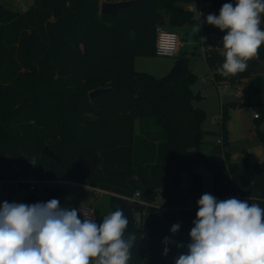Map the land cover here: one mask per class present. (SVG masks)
<instances>
[{
    "label": "trees",
    "instance_id": "1",
    "mask_svg": "<svg viewBox=\"0 0 264 264\" xmlns=\"http://www.w3.org/2000/svg\"><path fill=\"white\" fill-rule=\"evenodd\" d=\"M102 2L34 0L21 11L0 1V180L18 177L19 166L35 161L40 179L76 180L112 192L111 212L122 210L128 219L125 238L136 237L128 264H175L191 242L198 204H188V197L201 187L198 167L205 163L211 169L217 200L234 197L264 208V160L253 162L246 151L233 161L226 152L228 160L221 164L202 151L207 116L194 104L201 95L192 89L197 74L188 57L177 54L174 66L159 78L138 71L135 58L156 55L158 25L175 31L193 24L196 11L189 6L198 3L205 60L214 80H247L246 91L263 97L264 75L252 73L251 60L234 76L219 71L224 33L206 17L219 15L224 3L235 5V0H135L116 15L101 13ZM253 59L264 62V45ZM98 87L109 89L91 99L89 92ZM244 103L259 115L254 119L264 150V98ZM197 132L203 134L199 141ZM46 144L61 161L43 153ZM184 171L193 178L188 186L182 182ZM56 184L44 203L70 191V185ZM137 192L150 202L161 197L167 207L162 216L149 207V218L138 225L143 207L138 199H125ZM21 203L38 201L29 193ZM175 224L180 227L173 234Z\"/></svg>",
    "mask_w": 264,
    "mask_h": 264
},
{
    "label": "clouds",
    "instance_id": "2",
    "mask_svg": "<svg viewBox=\"0 0 264 264\" xmlns=\"http://www.w3.org/2000/svg\"><path fill=\"white\" fill-rule=\"evenodd\" d=\"M262 14L264 0H235V5L224 3L219 15H207L206 22L224 33L223 76L244 72L258 55L264 45ZM197 204L191 242L175 264H264V208L234 197L217 200L210 193ZM127 226L120 209L98 224L91 214L81 220L78 209L62 208L57 199L33 205L5 201L0 205V264H128L136 237L125 238ZM179 227L173 225L171 232Z\"/></svg>",
    "mask_w": 264,
    "mask_h": 264
},
{
    "label": "rangeland",
    "instance_id": "3",
    "mask_svg": "<svg viewBox=\"0 0 264 264\" xmlns=\"http://www.w3.org/2000/svg\"><path fill=\"white\" fill-rule=\"evenodd\" d=\"M3 4L14 10L27 9L34 0H0ZM104 1V0H102ZM198 5V3H194ZM200 25V30L198 31ZM181 35L182 49L180 55L189 58L193 71L197 74V80L193 85L195 92L200 91L201 97L195 100L194 104L203 107L206 111V120L203 127L207 129L204 133L201 149L205 155L212 159L213 157L221 158V164L225 163L229 155L230 160L240 161L243 159L245 152H249V157L253 162L264 160L263 145L257 135V123L254 119L252 105L247 102L253 98L263 99L262 95L252 96L246 91L247 81L238 82L237 88L233 84L215 85L213 81V72L210 71L208 63L205 60V50L201 40L203 28L201 27L200 11L196 10V21L193 24L176 27ZM177 57V56H176ZM175 56L161 55H141L135 58V65L138 71H147L155 77L167 74L174 66ZM264 65V62H262ZM201 77L204 80H201ZM206 81V82H205ZM239 92V93H238ZM238 101V102H234ZM243 101V102H241ZM232 102L237 103L233 105ZM243 103V104H242ZM227 106L228 118L225 121L228 133V141L225 145V151L217 143L221 135L223 116V107ZM139 120L137 121V131ZM201 173V187L188 197V204L197 205L200 197L205 193L214 196L213 173L205 163L198 167ZM182 182L184 186L192 184L193 178L188 171L182 173ZM58 184L49 182H40L35 191H31L27 185L9 184L0 182V205L7 201L9 203H21L22 199L29 193L36 196L38 203H44L46 199L55 191ZM70 191L61 193L56 199L62 208H76L82 203L94 206L96 209L99 223L104 216L110 214V202H107L109 196L92 191L80 186H70ZM159 202H162L161 197ZM187 247V244L185 245Z\"/></svg>",
    "mask_w": 264,
    "mask_h": 264
},
{
    "label": "built area",
    "instance_id": "4",
    "mask_svg": "<svg viewBox=\"0 0 264 264\" xmlns=\"http://www.w3.org/2000/svg\"><path fill=\"white\" fill-rule=\"evenodd\" d=\"M111 1H120V0H111ZM190 10H201V7L198 5H192L189 6ZM157 29V39H156V55H161V56H176L177 53L180 50V45H181V35L179 32L168 30L165 27L158 25ZM254 117H259L257 112H254ZM217 143L223 148V151H225V146H224V135L221 132L220 137L217 140ZM216 162L220 163L222 162L221 158H215ZM227 162V161H226ZM225 162V163H226ZM36 169L37 165L35 161H32L26 165L19 166V176L14 178V179H9V180H0V182H6L9 184H22V185H27L31 191H35L38 187V184L40 182H49L52 184H63V185H70V186H80L82 188H87L92 191H97V192H104L105 190L94 187V186H89L85 185L83 183H80L76 180H67V179H56V180H43L40 179L36 175ZM126 199H130L131 201H134L138 199V203L140 206L143 207L142 212L138 214L136 217V223L138 225H144L145 221L149 218V207H155L158 211V214L162 216L164 211L167 209L166 205H164L161 202H150L146 200L145 198L142 199L140 196V193L137 192L134 196H127L125 197ZM79 214H80V219L83 220L84 216L86 215H93L94 219L96 222L99 224L98 218H97V213L96 209L93 206H90L89 204L82 203L79 206Z\"/></svg>",
    "mask_w": 264,
    "mask_h": 264
},
{
    "label": "water",
    "instance_id": "5",
    "mask_svg": "<svg viewBox=\"0 0 264 264\" xmlns=\"http://www.w3.org/2000/svg\"><path fill=\"white\" fill-rule=\"evenodd\" d=\"M135 0H120V1H111V0H104L101 3V9L100 12L105 14V13H110L113 15L118 14L122 8H125L131 4H133ZM262 27H264V19H262ZM252 62V73L254 75H264V65L261 62H258L254 59L251 60ZM169 91H172L173 87L169 83L168 84ZM109 89V87H98L89 92V96L91 99H95L99 95L103 94L106 92V90ZM195 138L197 141L201 140L203 138V134L200 132L195 133ZM43 153L51 158H56L57 160L61 161V156L54 151L49 144H46L43 148ZM146 166L149 168H153V164L146 163Z\"/></svg>",
    "mask_w": 264,
    "mask_h": 264
},
{
    "label": "crops",
    "instance_id": "6",
    "mask_svg": "<svg viewBox=\"0 0 264 264\" xmlns=\"http://www.w3.org/2000/svg\"><path fill=\"white\" fill-rule=\"evenodd\" d=\"M198 11H200V10H198ZM200 13H201V11H200ZM176 29V28H175ZM176 31L178 32V29H176ZM181 47H180V50H179V52L177 53V54H179L180 53V51H181V49H182V40H181V45H180ZM176 57V56H175ZM192 70H193V68H192ZM210 71H212V70H210ZM193 72H195V71H193ZM213 72V71H212ZM201 80H204V78H202L201 77ZM213 81H214V84L215 85H225V86H227V85H229V84H233V85H235L236 86V88H237V84L238 83H231V82H229V83H218L217 81H215L214 80V77H213ZM247 81V80H246ZM206 82V81H205ZM192 89H193V86H192ZM237 90H238V88H237ZM194 91V90H193ZM198 92H200V91H198ZM239 93V92H238ZM263 98H264V96H263ZM253 99H255V98H253ZM252 100V99H251ZM255 100H257V99H255ZM249 101V100H248ZM234 102H238V101H234ZM234 102H232V103H234ZM241 102H243V101H241ZM224 107H225V105H224ZM224 107H223V109H224ZM222 113H223V111H222ZM203 129L204 130H206L207 131V129H205L204 127H203ZM234 161V160H233ZM77 187V186H76ZM101 194H107L108 196H109V198L107 199V202H110V206H111V196L112 195H115V194H113L112 192H107V191H104V192H100ZM126 199V198H125ZM128 199V198H127ZM126 199V200H127ZM130 200V199H129ZM131 201V200H130ZM94 207V206H93ZM111 210H112V206H111ZM98 218V217H97Z\"/></svg>",
    "mask_w": 264,
    "mask_h": 264
}]
</instances>
